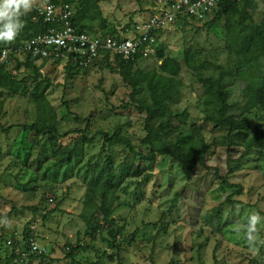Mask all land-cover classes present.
Instances as JSON below:
<instances>
[{"label": "rangeland", "instance_id": "1", "mask_svg": "<svg viewBox=\"0 0 264 264\" xmlns=\"http://www.w3.org/2000/svg\"><path fill=\"white\" fill-rule=\"evenodd\" d=\"M47 1L30 0L28 11L42 7ZM72 1L73 13L80 10V23L94 34H103L104 27L127 32L126 25L132 27L152 12V0H84L82 7L79 0ZM263 7L259 0L252 14L257 23L261 21ZM208 23L205 26L194 21L176 22L161 34V47L167 56L182 65L177 77L182 81L180 95L168 108L174 113L186 112L184 128L198 132L207 142L210 169L200 168L189 179L168 158L143 160L144 174L152 175L151 180L139 186L142 176L129 178L115 195L110 219L115 230H123L117 238V243H121L118 254L109 246L110 221L103 220L94 206L86 204V194L91 174L89 162L103 163L109 155L116 169L125 162L133 163L132 169L139 164L138 155L125 145L114 143L104 151L105 141L99 131L110 136L119 133L129 139L135 150L148 153V146L142 144L147 134L146 113L131 102V87L116 70L104 65L97 64L86 72L67 76L55 63L38 62L42 76L34 85L27 82L25 92L20 89L15 95L2 92L5 103L2 123L5 127H15L8 136L1 135L4 156L0 159V264H116L118 261L120 264H264V225L257 226L256 239L251 244L246 236L248 215L253 211L264 215V152L255 148L238 162L245 146L240 137L234 136L231 159H228L225 123L219 114L205 108L203 85L196 71L185 64L188 49L195 53L198 63L205 62L201 72L206 75L216 76L217 64L227 68L235 60L227 43L226 19ZM129 31L123 34H130ZM18 59L8 60L7 67L21 80L33 70L24 66V55L19 54ZM18 62H22L21 67ZM160 63L152 54L137 67L152 71ZM260 73L264 76V61ZM246 83L247 80L240 78L232 87V111L236 114L242 111ZM43 91L39 99L49 110H56L60 133L73 132L59 137L56 146L47 143L44 135L33 138L31 132L18 128L36 121L33 98ZM247 117L253 128L264 130L261 111L253 110ZM83 136L93 141H82ZM82 143L86 144L83 149L76 147ZM55 147H76L79 158L76 163L60 167ZM230 169L234 172L230 173L229 181L242 188V194L234 199L242 201L244 206L226 204L221 208L232 190L221 185L215 172L218 170L224 176ZM190 183H195L197 191L190 189ZM214 211L220 214L221 221L211 219ZM92 212L97 218H91ZM95 219L102 228L91 239L86 235L87 221ZM26 229L36 238L39 249H44L43 259L21 262L14 258V247L6 241H22ZM78 243L84 249L75 252L76 258L68 257L70 247ZM20 251L18 248L16 254Z\"/></svg>", "mask_w": 264, "mask_h": 264}, {"label": "trees", "instance_id": "2", "mask_svg": "<svg viewBox=\"0 0 264 264\" xmlns=\"http://www.w3.org/2000/svg\"><path fill=\"white\" fill-rule=\"evenodd\" d=\"M49 1V0H48ZM56 1V0H52ZM69 4H72V0H65ZM259 0H223L218 8L207 16L204 22L207 26L208 22H219L223 18L226 19L227 28V43L230 47L231 53L234 55L233 63L225 68L223 65L217 64L215 66L218 74H204L201 72L203 68L202 63H198L197 56L189 49L185 51V64L188 68L196 71L199 82L204 88V103L206 109H209L217 114L228 131L227 135V149L226 153L231 159L232 140L231 138L240 137L245 147L241 151V157L237 159L240 162L243 158L247 157L251 151L255 148H260L264 152V130H258L253 128L252 121L248 119L247 115L253 110L261 111L264 114V76L260 73L261 63L264 61V7L262 12V18L259 23L255 22L252 14L257 8ZM264 6V0H261ZM80 7L85 2L79 0ZM80 11V10H79ZM73 14L72 22L80 30H85L83 24L80 23V12ZM34 16H37L35 18ZM21 19L24 22V26L17 38L11 42H0V52L3 49H11L8 60L14 58L18 59L19 54L24 55L23 64L27 68L33 70L29 76L17 80L8 71V60L0 63V159L4 156L1 149V135L8 136L11 130L15 127L10 125L5 127L2 123L3 111L5 107L4 101L1 99L2 92L7 91L10 95H15L18 90L23 89L25 92L26 83L31 81L32 85L38 81V78L42 76L41 65L38 64V57H33L30 54L19 53L18 48L22 42L30 39L38 33H43L48 30V25L43 21L42 17L37 15V9L33 11H27ZM178 21L188 22L187 17L179 18ZM177 21V22H178ZM136 23V22H135ZM134 23V24H135ZM131 27L130 24L125 26L127 32H117V29L104 27L103 34L99 35H120L133 30L135 25ZM157 30L153 33L156 38L155 43L152 45L154 49V56L161 62L158 65V69L152 71H145L137 67L142 59L140 55H137L134 59L124 60L115 56L112 61L101 60L94 65L100 64L105 67L116 70L123 81L131 87V102L137 104V109L146 113L145 130L147 131L146 137L142 140V144L148 146V153L135 150L134 146L130 143L129 139L115 133L110 136L101 131L98 134L103 135L104 144L102 148L104 151L108 147L113 146L114 143L125 145L130 152H135L138 155L139 164L134 167L133 163H122L116 169L115 161L105 156V161L90 164V178L87 182V194L86 204L95 207V211L102 216L105 221H110V226L107 230L110 239L109 246L118 251L121 250V243H117V238L122 235L123 230L121 228L115 230L113 227L114 221L111 218L114 212L115 195L119 189L129 178H139L142 176V180L139 182V186L147 184L152 175L149 173L144 174V168L142 166L143 160L152 162L159 157H164L172 160L180 166L181 172H183L187 178H191L195 175L200 168H209L207 165L209 152L207 142L199 136L198 132L186 130L184 128V122L187 117V113H174L168 108L170 102L175 101L180 95V89L182 81L177 79L182 70V65L173 57L166 55L165 51L161 47V34L169 30ZM129 29V30H128ZM118 33V34H117ZM149 41L144 42L142 47H145ZM152 56V55H151ZM151 56L147 57L150 58ZM19 60V59H18ZM113 61L116 63V68L113 67ZM92 65V66H94ZM22 66V62H18V67ZM91 68V67H90ZM89 68L79 69L72 65L66 67L67 76L74 73L86 72ZM239 77V78H238ZM238 78V79H237ZM247 80L246 87L243 91L244 104L242 105V111L240 114L234 113V104L231 103L232 87L237 83L239 79ZM44 91L35 96L34 102L36 106L37 116L36 121L31 125H21L18 128L25 132H31L34 137L46 136L47 143H51L56 146V140L59 137L68 136L73 132H67L65 134L60 133L57 125V113L53 108L49 110L48 107L39 99L43 97ZM77 120H81L76 116ZM88 126V125H87ZM86 136L82 137V141L87 140L91 143L93 140L86 139ZM86 145L84 143L78 144L76 147ZM61 146V145H60ZM73 147L72 149H64L62 147L57 148L54 152L56 155V162L60 164V167L68 166L71 163H76L79 158V149ZM234 172L229 170V173L221 176L216 170L215 175L221 180V185L224 188L232 190L231 194L227 197V200L223 202L220 207L224 205H242V201L234 199V196L242 194V188L240 185L232 184L228 177L230 173ZM190 189L197 191V186L192 183L189 184ZM46 218V217H45ZM91 218H97L92 212ZM220 214L214 211L211 219L220 220ZM100 223L95 219L94 221H87L86 235L93 239L100 232ZM1 237V236H0ZM14 238V237H13ZM1 239V238H0ZM36 239L31 235L30 229L24 231V238L22 241L16 243L12 239L13 256L18 258V261L24 262L26 259H43L45 257L44 252H32L30 247L31 240ZM2 240V239H1ZM20 248L23 252L27 253L26 257L21 256V251L16 254V250ZM84 249V246L78 243L76 246H71L70 251L67 253L68 257L76 258V251ZM109 258L113 260V255ZM97 264V263H96ZM116 264H120L118 261Z\"/></svg>", "mask_w": 264, "mask_h": 264}, {"label": "built area", "instance_id": "3", "mask_svg": "<svg viewBox=\"0 0 264 264\" xmlns=\"http://www.w3.org/2000/svg\"><path fill=\"white\" fill-rule=\"evenodd\" d=\"M222 1L152 0L150 16L137 21L130 34L103 36L75 26L71 4L65 0H49L37 9V15L48 25V30L22 42L18 52L38 57L37 62L41 64L55 63L65 72L68 65L86 69L104 59L112 61L115 56L129 60L140 55L146 60L154 53L152 45L156 41L153 36L155 31L168 29L183 17L198 23L204 22ZM146 41L149 43L142 47ZM10 53L11 49H3L0 52V63L6 62ZM35 241L33 239L30 242L31 251L39 254L44 252ZM6 242L12 245L11 240ZM21 256L26 257L27 253L22 250Z\"/></svg>", "mask_w": 264, "mask_h": 264}, {"label": "clouds", "instance_id": "4", "mask_svg": "<svg viewBox=\"0 0 264 264\" xmlns=\"http://www.w3.org/2000/svg\"><path fill=\"white\" fill-rule=\"evenodd\" d=\"M30 6V0H0V42H11L17 38L24 26L21 17ZM258 225H264V215L253 211L248 215L246 224V236L250 244L256 239Z\"/></svg>", "mask_w": 264, "mask_h": 264}]
</instances>
